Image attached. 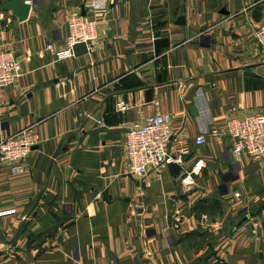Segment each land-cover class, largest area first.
Instances as JSON below:
<instances>
[{"label":"crops","instance_id":"1","mask_svg":"<svg viewBox=\"0 0 264 264\" xmlns=\"http://www.w3.org/2000/svg\"><path fill=\"white\" fill-rule=\"evenodd\" d=\"M22 1L27 20L0 12V50L22 68L0 90V141L23 129L41 141L24 175L0 163L6 242L42 194L16 239L0 240V264H264V164L234 156L223 133L231 116L264 113L261 0H109L102 14L93 0ZM82 11L98 22L95 50L77 45L57 60ZM156 113L188 153L180 172L166 165L144 188L128 173L124 139Z\"/></svg>","mask_w":264,"mask_h":264},{"label":"built area","instance_id":"2","mask_svg":"<svg viewBox=\"0 0 264 264\" xmlns=\"http://www.w3.org/2000/svg\"><path fill=\"white\" fill-rule=\"evenodd\" d=\"M109 0H93L90 4L92 14L106 11ZM264 13V0H261ZM256 43L264 48V24L254 31ZM99 41L98 22L94 18L82 16L79 12L73 13L67 22L65 46L55 53L58 60H67L74 57V48L85 45L87 52L93 53ZM51 50V45H46ZM22 76L21 63L10 51L0 50V90L12 86ZM126 110V105L118 104V111ZM235 111V109H233ZM220 132L212 128L211 135ZM223 133L231 140V152L234 156L245 154L249 158L264 164V113H254L243 117L231 116L225 120ZM40 136L31 129L20 130L0 141V163H7L10 171L16 176L25 173L24 161L34 146L40 143ZM203 136H197L195 145L204 144ZM176 145V155L168 153V145ZM124 150L128 164V173L135 176L139 183L148 187L150 175H158L160 168L169 163L182 164L181 157L188 153V145L177 136H173L170 129V116L156 113L147 116L142 124L129 127L125 133ZM201 161L195 162L190 171H186L181 179L184 187L192 184V173L200 168ZM143 202L135 204L136 208L143 209Z\"/></svg>","mask_w":264,"mask_h":264},{"label":"water","instance_id":"3","mask_svg":"<svg viewBox=\"0 0 264 264\" xmlns=\"http://www.w3.org/2000/svg\"><path fill=\"white\" fill-rule=\"evenodd\" d=\"M29 11H30V4L28 2H23L22 0H8L2 4H0V12H11L19 22H23L25 20H27L28 18V15H29ZM224 13V12H223ZM85 12L82 11V15L84 16ZM176 24L178 25H182L184 24V19L182 17H179L176 21ZM159 35L158 33L156 34V36ZM189 110L193 113H197L196 112V109L194 106H191L189 108ZM33 149H37V146H34L32 148ZM185 162V157L182 156L181 157V163L184 164ZM51 165V164H50ZM168 169H170V172L173 174V175H176L178 172H180L181 168H180V165H177V164H174V163H169L167 165ZM49 169H50V166H49ZM42 194V191H40V193L38 194L35 202H34V205L32 206V208L30 209V211L26 214V216L24 217V219L22 220V223L21 225L19 226L15 236L13 237V239L11 240L14 241L16 239V237L18 236V234L20 233V231L22 230L24 224H25V221L26 219L31 215V214H34L33 213V210L35 209L39 199H40V196ZM264 227V226H263ZM0 240L5 241L4 239V236L2 234V232L0 231ZM11 242H6V243H11Z\"/></svg>","mask_w":264,"mask_h":264},{"label":"rangeland","instance_id":"4","mask_svg":"<svg viewBox=\"0 0 264 264\" xmlns=\"http://www.w3.org/2000/svg\"><path fill=\"white\" fill-rule=\"evenodd\" d=\"M66 38V37H65ZM57 52V51H56ZM55 52V53H56ZM56 56V55H55ZM57 58V57H56ZM58 60V59H57ZM195 210L197 211V214H200V208H198V207H195Z\"/></svg>","mask_w":264,"mask_h":264},{"label":"trees","instance_id":"5","mask_svg":"<svg viewBox=\"0 0 264 264\" xmlns=\"http://www.w3.org/2000/svg\"><path fill=\"white\" fill-rule=\"evenodd\" d=\"M201 202L200 203H198L197 205H196V207H198V208H200L201 209ZM202 205H204V204H202Z\"/></svg>","mask_w":264,"mask_h":264}]
</instances>
